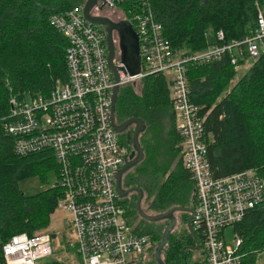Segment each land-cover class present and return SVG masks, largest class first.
<instances>
[{"label": "trees", "instance_id": "trees-1", "mask_svg": "<svg viewBox=\"0 0 264 264\" xmlns=\"http://www.w3.org/2000/svg\"><path fill=\"white\" fill-rule=\"evenodd\" d=\"M86 1L0 0V119L8 116L10 100L46 95L57 81L64 80L67 42L48 21L54 14L81 9ZM150 7L172 52L193 55L249 36L258 12L264 9V0H150ZM119 10L126 15L128 5ZM219 32L224 37L222 43L216 39ZM187 80L191 102L203 119L206 159L213 177L221 179L255 170L264 182V56L243 73L235 71L224 56L210 64L190 67ZM137 84L139 95L132 89ZM114 115L119 122L139 118L145 125L138 142L143 154L153 158L146 166L151 170L145 169L134 180L149 203L146 209L141 208L143 213L157 215L175 207L192 208L194 186L182 167L167 78L155 74L119 88ZM132 130L125 134L131 147ZM56 169L49 152L17 157L10 141L1 139L0 245L13 235L32 236L49 228L60 190L51 187L27 196L18 184L33 177L43 181L47 171L56 173ZM131 208L134 210V206ZM133 213L132 222L139 223L134 232L148 239L150 260L145 264H158L155 254L163 232L153 224L138 221ZM178 214L182 216L183 232L168 236L159 255L160 264H188L190 252L197 253L191 249L201 247L199 236L193 233V238L187 230L186 214ZM232 229L240 241L241 264H257L264 251V200L263 205L245 212ZM73 248L70 251L74 253Z\"/></svg>", "mask_w": 264, "mask_h": 264}, {"label": "built area", "instance_id": "built-area-1", "mask_svg": "<svg viewBox=\"0 0 264 264\" xmlns=\"http://www.w3.org/2000/svg\"><path fill=\"white\" fill-rule=\"evenodd\" d=\"M122 5H128L125 17L138 38L139 73L128 75L120 57L114 58L115 83L107 67L103 30L86 22L80 8L54 14L48 24L67 42L65 78L46 95L10 100L8 116L0 119V141L8 139L17 157L42 152L53 156L57 182L52 188L61 192L56 211L66 215L79 264H145L148 239L136 235L115 191L116 173L133 150L111 126L110 97L114 86L164 75L182 167L194 186L191 229L201 243L196 264H241L239 239L235 238L233 247L227 246L223 230L239 223L248 210L263 205L264 182L255 170L213 177L206 159L203 119L191 102L187 71L224 56L238 71L247 61L252 64L264 56V9L258 12L252 33L242 41L177 55L154 18L150 0L96 3L100 10L114 12ZM223 38L217 33V42ZM51 235L50 229L32 236L13 235L0 245V264H45L53 254Z\"/></svg>", "mask_w": 264, "mask_h": 264}, {"label": "water", "instance_id": "water-1", "mask_svg": "<svg viewBox=\"0 0 264 264\" xmlns=\"http://www.w3.org/2000/svg\"><path fill=\"white\" fill-rule=\"evenodd\" d=\"M97 0H87L85 5L81 8V13L83 19L91 25L98 26L103 30L105 36V45L107 49V67L111 71L114 77L115 83L118 82V75L116 69L113 65L114 59V46L112 41V30H116L120 36V61L124 65L125 70L127 71L128 75L134 76L139 73V52H138V38L136 33L132 30L130 24L128 22H120L114 24L108 18L100 17V16H93L91 14L93 8L96 6ZM119 88L114 86L111 91L110 97V123L114 131L118 134H123L126 130L133 128L132 135H131V145H132V154L128 157L124 165L118 170L115 176V191L117 194L118 199L123 200L129 193L135 192L137 194V199L135 203V211L140 219L143 221L156 224L164 221H168L169 225L165 228L162 234V240L159 246L156 249V261L160 264V252L165 246L168 236L172 230L174 220L173 216L175 213H189L190 217L187 219L186 227L194 238V234L191 229V219H192V209L188 208H179L175 207L168 210L165 213L148 216L143 213L141 210V200L143 198L142 190L138 188L123 190L121 187V179L124 174H126L129 170L136 167L143 161L144 155L140 148L138 138L140 134H142L145 130L144 122L139 118H130L126 120L121 125L117 126L114 123V112H115V104H116V97ZM197 248H193L191 250H195Z\"/></svg>", "mask_w": 264, "mask_h": 264}, {"label": "rangeland", "instance_id": "rangeland-1", "mask_svg": "<svg viewBox=\"0 0 264 264\" xmlns=\"http://www.w3.org/2000/svg\"><path fill=\"white\" fill-rule=\"evenodd\" d=\"M116 12L107 11V10L103 11L104 16H106V17H117L118 12L117 13ZM250 64H251V62L247 61L243 67L239 68V70H238L239 73H243L244 71H246V69H248L251 66ZM235 82H236V80L234 79L232 84H235ZM132 89L136 95H139V84L135 85ZM131 129H133V128L131 127ZM123 138H125V135L123 136ZM143 155H144L143 161L140 164H138L136 167L132 168L131 170H129L127 172V174H131L134 179H136L139 176H142L145 169L147 171L151 170L150 168H148L146 166H147L148 160L153 159V158H148V157H146L145 154H143ZM168 172L169 171H167V173ZM164 175H165V177L164 176L163 177L166 178L167 174H164ZM44 179L45 180L41 181L40 178H36V177L28 178V179H25V180L19 182L18 187L24 195L29 196V195L37 194L38 192H40L42 190H45L47 188H51L57 182V173H55V171H52V170L47 171L44 175ZM138 189H140V188H138ZM143 197H144V199L142 198L143 201H142L141 208L146 209L148 207L149 203L146 201L145 193H143ZM147 214H149L148 216L154 215V213L152 211L151 212L148 211ZM174 216H176L178 218L179 224L174 228L171 235H177V234H180L183 232L182 231L183 230V224L181 225L180 218H179L180 215L178 213H176ZM63 217H65V218H63ZM56 222H60V227L58 229H56L55 231H52L51 249H52L53 254H52L51 258L45 264H55L56 262H58L60 264H79V261H77V258H76V257H78L76 251L74 253L70 251V248H72L71 244H73V242H74V236L72 235V232L69 228V224H68L66 215L59 212V211H56L53 215L52 223L55 224ZM186 222H187V220H186ZM145 223H147V222H145ZM148 224H150V223H148ZM153 225L157 230H161V233L163 232L164 228L166 227V225L163 223H156ZM223 238H224V242L227 246H231V247L234 246L235 237L233 234L232 227H226L223 230ZM197 253L193 254L192 252H190V254H189L190 259H188V261H187V262H189L188 264H194L195 262L200 260L201 257H199V254H197ZM148 259L150 260L149 256H147L146 262ZM263 259H264V256H263V252H262L260 254V259L258 261V264H262Z\"/></svg>", "mask_w": 264, "mask_h": 264}, {"label": "flooded vegetation", "instance_id": "flooded-vegetation-1", "mask_svg": "<svg viewBox=\"0 0 264 264\" xmlns=\"http://www.w3.org/2000/svg\"><path fill=\"white\" fill-rule=\"evenodd\" d=\"M91 14L93 16H100V17L108 18L114 24H117V23H120V22H128L127 21V18L125 17V15L122 12L118 13L117 17H106V16H104L103 10H100L98 6H95L93 8ZM131 28L134 31V29H133L132 26H131ZM111 35H112V41H113V46H114V58H117V57H120L121 56V51H120V36H119V34H118V32L116 30H112V34ZM124 122L125 121L119 122L116 119V116L114 115V123L117 126L121 125ZM127 131L128 130H126V132ZM126 132L123 133L122 136H124L126 134ZM134 180L135 179L133 178V176L131 174H127V173L124 174V176H122V179H121V187H122V189L123 190H128V189L137 188L138 186L135 184V181ZM126 181L129 182V183H127ZM136 199H137V194L135 192H131L123 200H121V202H122V204H123V206L125 208L126 218L128 219V221L131 224V226H132L133 229L136 228L137 225L139 224L137 221L136 222H132V215L134 214L133 212H135V215L137 216L138 221H143L142 219H140L138 217V215H137V213L135 211ZM131 206H134V208H133L134 210H131L132 209ZM188 209H192V208H188ZM183 214H186V220L190 217V214L189 213H183ZM174 215H172L173 216V220H174V224H173L172 230L170 232V235L172 234L174 228L179 224L178 218L176 216H174ZM179 218H180V222H182V216L181 215L179 216ZM160 223L165 224L166 227L169 225V222L168 221H164V222H160ZM181 225H182V223H181ZM165 228H164V230H165ZM196 251H198V250L196 249Z\"/></svg>", "mask_w": 264, "mask_h": 264}, {"label": "crops", "instance_id": "crops-1", "mask_svg": "<svg viewBox=\"0 0 264 264\" xmlns=\"http://www.w3.org/2000/svg\"><path fill=\"white\" fill-rule=\"evenodd\" d=\"M117 12L120 13L121 11L118 10ZM118 13H117V14H118ZM53 215H54V214H53ZM53 215H52V218H51V224H50V226H49V228H48V229H50L51 231H55L56 229H58V228L60 227V222H56L55 224L52 223ZM63 218H65V217H63Z\"/></svg>", "mask_w": 264, "mask_h": 264}, {"label": "bare ground", "instance_id": "bare-ground-1", "mask_svg": "<svg viewBox=\"0 0 264 264\" xmlns=\"http://www.w3.org/2000/svg\"><path fill=\"white\" fill-rule=\"evenodd\" d=\"M56 32V31H55ZM48 94V93H47Z\"/></svg>", "mask_w": 264, "mask_h": 264}]
</instances>
